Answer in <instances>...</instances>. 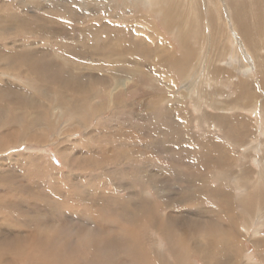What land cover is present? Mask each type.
<instances>
[{
    "label": "rangeland",
    "instance_id": "rangeland-1",
    "mask_svg": "<svg viewBox=\"0 0 264 264\" xmlns=\"http://www.w3.org/2000/svg\"><path fill=\"white\" fill-rule=\"evenodd\" d=\"M205 1L155 0L151 7L137 0H66L59 6L50 0H0L2 16L29 18L20 22L25 30L19 24L13 35L5 31L14 20L0 19V50L5 51H0V84L14 86L21 79L22 85L16 83L26 94L27 109L34 97L53 95V100L42 99L43 135L11 136V149L0 150V173L11 171L25 186L49 197L39 199L15 187L14 201L45 205L55 219L68 203L83 219L122 237L131 221L101 209L94 194L102 190L129 204L154 200L159 216H175L177 230L190 227L189 218L211 222L210 227L218 223L220 230L231 227L241 248L235 251L241 257L238 264H247L248 256L261 262L256 242L264 239V211L257 220L261 224L251 223L257 219V204L264 205V184L258 185L256 174L264 172V11L263 21L256 18L264 3L236 0V6H246L242 15L250 20L252 33L244 40L243 27L232 24L224 0H208V6ZM213 1L222 3V11ZM161 8L173 14L171 22ZM217 12L228 22L208 19ZM157 29L159 39L152 35ZM170 57L180 63H168ZM35 63L43 68L39 76ZM240 80L247 81L243 93L253 92L239 91ZM8 96L13 105L16 98ZM8 103L0 99V107L11 110ZM6 130L0 126V134ZM3 158L11 161L3 163ZM194 211L202 214L200 219ZM139 234L149 253L161 252L165 264H178L179 252L162 233L145 225ZM190 244L192 240L183 249L188 253L183 260L202 264L189 252ZM225 248L219 253L226 259Z\"/></svg>",
    "mask_w": 264,
    "mask_h": 264
},
{
    "label": "bare ground",
    "instance_id": "bare-ground-1",
    "mask_svg": "<svg viewBox=\"0 0 264 264\" xmlns=\"http://www.w3.org/2000/svg\"><path fill=\"white\" fill-rule=\"evenodd\" d=\"M137 1L138 2L141 1L142 3H145L151 7L155 6V0H137ZM50 2L51 3L53 2L57 6H59L61 3L66 2V0H50ZM192 2H194V0H192ZM222 2H223V5H225V6H226V4L229 5L227 7H229V10H230V13L232 16V18L231 17L229 18V19H232V21L230 20L232 22V24H234V26L243 27V28H240V35L243 37L244 40H246V38L248 39L249 38L248 35L251 34L252 31L250 30L251 27L249 25L250 20L247 17L246 18L244 17V15H246V11H247V10H245L246 6L245 7L240 6V5L236 6V0H224ZM226 2H228V3H226ZM256 2L259 5H261L262 2L264 3V0H256ZM204 3H206V6H208V0H206ZM220 3L221 2L217 3V2L213 1L212 5L214 4L218 8L219 11H222L220 6H219ZM66 4L68 5V3H66ZM131 9H130V12L132 11ZM161 9L163 10L162 12L164 14V18L171 22L173 14H168V12L164 11L165 9H163V8H161ZM226 10H228V9H226ZM229 10H228V13H229ZM262 11H264V10H262L260 8V6H258V11H256V13H257L256 18H257L258 22L263 21L264 15L263 16L261 15V13L263 14ZM254 13H255V11L253 12V14ZM215 14H216V12H215ZM217 14H218V12H217ZM242 14H244V15H242ZM210 15H211V13H210ZM213 15L214 14H212V16L208 15L209 16L208 19H210L212 21L214 19L215 21L217 20L218 22L223 23V24L228 22V20H229L227 17L228 20L225 21L226 19H225L222 12H220L217 17H216V15L215 16H213ZM4 16H2L0 13V19L2 21H6V22L8 21L9 22V20L10 21L14 20L15 25H13V23H12V27L16 26V28H17V29H12V27L10 28V26H9V29L6 28L7 29L5 31L6 33H10V35H13V32L14 33L19 32V29L17 27L19 24H20V26H22L21 30H25V25H21V24L22 23L26 24L29 18L28 19L23 18L22 16H19L18 14H15V15L14 14H9V15L6 14ZM173 18L175 19V15ZM20 22H22V23H20ZM216 24H218V23H216ZM9 25H11V24H9ZM257 25H259V24H257ZM30 28L28 27L27 29H30ZM213 29H214V27H213ZM33 30L35 31V29H33ZM216 32H218V31H216ZM236 32H237V30H236ZM158 33L159 32L157 29V31H155V33H153L152 35L158 36L157 35ZM245 33L247 34V36H245ZM184 35L186 36V34H184ZM159 37L160 36H158L157 38L159 39ZM184 41H186V40H184ZM249 44H251V43H249ZM255 47H257V46H255ZM246 49H247V47H246ZM256 49H258V47ZM35 51L36 50H34V52ZM43 51H44V49H43ZM1 52L5 53L4 50ZM40 53H41V51H40ZM18 55H21V54H18ZM38 57L39 56H36V53H34L33 58L37 59ZM167 60H168V63H172L175 65L180 63V62H177L174 59V57L173 58L170 57V59H167ZM258 60H259V58H258ZM37 61H41V60H37ZM184 61H186V60L184 59ZM203 64H204V62H203ZM203 64H201V65H203ZM34 65H35V71H37L36 72L37 76H39V74L42 73L43 68L41 70H38L41 68V65L38 63H35ZM49 65H50V62L48 63V66ZM205 65H206V63H205ZM205 65H204V67H206ZM255 66H257V65L255 64ZM262 67H263V65H262ZM262 67H261L260 71H262ZM248 68H249V66H248ZM258 69H259V66H258ZM11 71H12V69H11ZM247 71L248 70H246V72ZM262 74L264 75V73H262ZM212 76L210 74L209 77H212ZM40 77H41V75H40ZM15 80L18 81L22 85L23 82L21 81V79H18V80L15 79ZM28 80H29V78H28ZM57 80H55V81H57ZM93 80H94V78H93ZM212 80H213V78H212ZM246 80H243V81H246ZM262 80H261V83H262ZM16 81L15 82L11 81L13 83V85L16 84L14 86H11L8 84H0V99H2L4 102L8 103V101H11L10 100L11 98L9 99L8 95H12L16 98L15 100L13 99V105H11L12 101L10 102V104L8 103V105H7V106L12 107L11 110L4 107V106L0 107V126H3V128L5 126L7 129L2 134H0V150H3V148L6 150V147L8 148V146L12 145V143H10L11 136H14V138H15V137H18L19 135H26V137L28 138V137H31L32 135L34 136V134L35 135H43L44 122H43V119H41L39 117L41 116L40 113L44 112V109H45L44 106L46 107V105H44L42 103V99L43 98L45 99L47 97V98H50L51 100H53V95L50 92H47L44 94L45 96H43V98L41 96H39V98L34 97L35 99L33 100V104L31 106H29L30 109L25 108L26 102L23 100H24L26 94H25L23 88L20 85H18L19 83L17 84ZM30 81H32V80H30ZM35 81L37 82V80H35ZM243 81L240 80V82L238 83V86H237L239 91H241L242 93L244 90H247V89H245V86L247 84H244L245 82H243ZM248 81H250V80H248ZM251 82H253V81H251ZM35 84H37V83H35ZM257 84H259V81L257 82ZM236 85H237V83H236ZM250 85H252V84L250 83ZM261 85H263V84H260V86ZM252 87H253V85H252ZM255 87L256 86L254 85V88ZM249 89L251 90V88H249ZM256 89H258V88H256ZM237 90L235 91L236 93L239 92V91L237 92ZM250 90H249V92H253ZM263 90H264V87H263ZM256 91H258V90H256ZM256 91H255V93L258 94V92H256ZM249 92H247V93L244 92V93L248 95ZM257 94L255 95V99H256ZM236 95H235V97H236ZM253 95L254 94L252 93V96ZM36 96H38V95H36ZM232 96H233V93H232ZM240 97H238V98H240ZM251 97L248 96L249 99ZM238 98H235V99H238ZM245 98H247V97L243 96V99H245ZM27 99H28V97H27ZM37 99H38V101H37ZM239 100H241V103L243 102L241 98ZM253 101H252V103H253ZM236 102H238V101L236 100ZM35 103H37V104H35ZM258 103H260V101ZM261 104L262 103H260V105ZM36 105H37L38 112L35 111ZM247 105H248V103H247ZM261 107H262V105H261ZM33 110H34V112H33ZM57 110L60 111L61 108L57 109ZM39 123H41L43 126H40ZM12 124H13V126H12ZM38 125H39V127H38ZM38 138H40V137H38ZM41 138H42V136H41ZM37 140L40 141L39 139H37ZM10 149H11V146H10ZM10 149L8 150V152L10 151ZM228 157H226V160H229ZM8 160H10V158ZM8 160H7V158H3L2 161L4 163V161H8ZM224 162H227V161H224ZM256 174H257V177L259 179L258 185H263L264 184V172L259 171ZM14 184H15V186H14ZM28 186H29V184H28ZM28 186L27 185L25 186L23 182L18 181L17 177L15 176V173H12L11 171H9L5 174H3V172L0 173V201L2 203V204H0V214L6 215V216H3L0 218V264H134V262H133L134 260H132L130 262V261H127L126 259H124L125 253H127V256L131 257L132 259H136L137 264H165L161 258L162 257V255L160 254L161 252H159V253L157 252L158 254H152V253H149V251H147L145 249V247H144L145 243L143 242L144 240L142 239L141 235L139 234V231L142 230V228H144L145 225L148 227H151L152 229H154V231L158 230V233H162V237L164 239H166V241L170 244V246L173 249H175L176 252H179L178 264H191V263H188V261L185 262L183 260V258L186 256V254H188L187 251H184L183 249L187 245L188 241L190 242V240H192V245L190 244V247H188V250L192 255L198 256V258L201 259L202 264H238V262H239L238 260H239V258H241L240 254H235V251L237 253L238 251L241 250V248L236 247V245L239 241H236L237 240L236 236H234V233H231V229H232L231 227L226 228V230H223V229L220 230V229H218V226H217L218 223H216V225L214 223L210 227L209 225L211 224V222H205L203 224L198 219L193 220V219L189 218L191 221L190 227H187V226L185 227V224H184V225H182L184 227V229L179 228V230H177L178 229L176 226L177 220H176L175 216H173V215L172 216L166 215L163 217L159 216V212L156 208L157 207L156 203H155L156 201L148 200L147 197L146 198L148 201L137 200L138 202H136L134 204H129L128 201L125 202L124 200H119L118 197L114 198L102 190H100V191L98 190V192H96L97 194L96 193L94 194L95 198L98 197V199L95 200L98 204H96V203L95 204L99 205V207L101 209L102 208L103 209L106 208L108 210L112 209L111 211H116L119 214L122 213V215L127 217V218H125V220L128 219V221H131L130 222L131 228H128L125 231V233H123L124 235L121 237V236L115 234V232H112L111 230L104 229V226L102 227L101 225H98L95 223L92 224L90 222V220H87L86 217H85L86 219H83V217L75 209V206H69L68 203H65L64 201H63V204L65 203L67 206H65V204H64L65 207L63 206L64 208H62V209H65V211H64L63 215L61 216V218H59V219L50 218L49 215H47V213L45 212V208H44L45 205H44V207L40 204H38L39 206H37L35 204L36 202L33 205H30L27 202L25 204V202L22 201L21 199H19V203L14 201L13 193L15 191V189H14L15 187L20 188L21 192L27 191L29 193L32 191V195L35 194L36 196L39 197V199H44L48 196V195H45L43 192H41V190H37V189L32 190L31 185H30L31 188ZM155 189H156L157 193H160L159 188L155 187ZM219 190H221V189H219ZM62 195H64V193H62ZM251 198H252V196H251ZM174 200L175 199L172 198L169 201L174 202ZM42 201L45 202V200H40V202H42ZM169 201L165 200L164 203L168 204ZM225 201L228 202L227 197H225V199H224V196H223V200L221 202H222V205L226 206L227 202L225 203ZM96 205H94V206H96ZM99 209H97V210H99ZM255 210H256L255 212H257V214H256L257 219L253 220V222L251 223L252 224L251 226H256L257 224H261L259 221L262 219L261 216H262V213L264 211V205H262V203L260 202L259 204H257ZM61 211H63V210H61ZM191 214L198 216V218H199V215H202V214H200L199 211H194ZM250 218L251 217H249V219ZM257 220H259V221L257 222ZM211 221H212V219H211ZM182 223H184V222H182ZM206 223H208V224H206ZM128 225H129V223H128ZM222 225H223V223H222ZM32 229H34V230H32ZM129 229H131V230H129ZM31 230L34 232H31ZM257 230L255 231V234L258 235L259 231H257ZM232 231H233V229H232ZM257 240H259L256 242L257 255L259 256V259L261 260V262H254V261H252L251 257L248 256L246 258L248 261L247 264H264V260H263L264 259V252H263L264 251V239H257ZM225 241H226V243H225ZM221 242H224V244L220 245ZM224 247H226L225 249H227V250H224L227 252V256H228V258H226V259L223 258L224 255L220 256V254L222 252L219 253L222 250V248L224 249Z\"/></svg>",
    "mask_w": 264,
    "mask_h": 264
}]
</instances>
